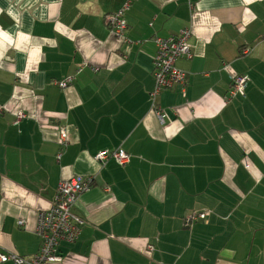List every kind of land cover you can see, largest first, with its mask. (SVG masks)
<instances>
[{
  "label": "crops",
  "instance_id": "1",
  "mask_svg": "<svg viewBox=\"0 0 264 264\" xmlns=\"http://www.w3.org/2000/svg\"><path fill=\"white\" fill-rule=\"evenodd\" d=\"M122 10L129 43L105 23ZM184 29L188 83L157 96L161 124L153 39ZM73 176L94 185L53 264H264V0H0V255L38 254L37 216Z\"/></svg>",
  "mask_w": 264,
  "mask_h": 264
},
{
  "label": "built area",
  "instance_id": "2",
  "mask_svg": "<svg viewBox=\"0 0 264 264\" xmlns=\"http://www.w3.org/2000/svg\"><path fill=\"white\" fill-rule=\"evenodd\" d=\"M127 7V6H126ZM125 7V8H126ZM106 26L112 36L122 43H129L126 39L127 24L123 19V10L115 14L107 15L105 18ZM191 29H184L177 35L168 38L155 37L153 42L156 47V53L152 60L153 89L150 93V109L161 124L167 121L166 115L156 106L157 96L166 90L180 87L181 92L185 94V88L188 83V74L177 67V62L185 60L191 61L193 58L192 50L189 45L191 38ZM249 53L248 48L240 51V55L245 56ZM72 78H67L58 83L61 88H66L72 82ZM246 87V78L235 76L232 79L231 87L228 91L226 101L236 97H243ZM19 119L24 118V114L19 113ZM66 140L64 129H60V142ZM96 161L103 163L108 159L115 160L119 164L126 163L128 155L123 151L114 153L101 152L96 155ZM94 184L93 178H84L73 176L70 179L59 183L55 200L51 209L45 213H39L37 216L36 234L40 238L41 245L38 254L30 259H26L14 254L0 255V262H12L13 264H53L60 263L63 260L58 253V247L61 243H74L78 240L80 229L84 224L80 216L73 212V206L77 198L88 191ZM207 213H200L190 216L186 222L192 223L197 220L205 219ZM22 225L23 222H18Z\"/></svg>",
  "mask_w": 264,
  "mask_h": 264
},
{
  "label": "trees",
  "instance_id": "3",
  "mask_svg": "<svg viewBox=\"0 0 264 264\" xmlns=\"http://www.w3.org/2000/svg\"><path fill=\"white\" fill-rule=\"evenodd\" d=\"M94 185V184H93Z\"/></svg>",
  "mask_w": 264,
  "mask_h": 264
}]
</instances>
